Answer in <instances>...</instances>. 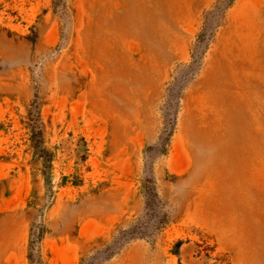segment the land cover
Returning a JSON list of instances; mask_svg holds the SVG:
<instances>
[{
  "label": "rangeland",
  "instance_id": "rangeland-1",
  "mask_svg": "<svg viewBox=\"0 0 264 264\" xmlns=\"http://www.w3.org/2000/svg\"><path fill=\"white\" fill-rule=\"evenodd\" d=\"M0 264H264V0H0Z\"/></svg>",
  "mask_w": 264,
  "mask_h": 264
}]
</instances>
